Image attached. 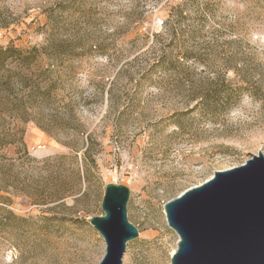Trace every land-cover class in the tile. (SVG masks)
<instances>
[{
  "label": "rangeland",
  "instance_id": "obj_1",
  "mask_svg": "<svg viewBox=\"0 0 264 264\" xmlns=\"http://www.w3.org/2000/svg\"><path fill=\"white\" fill-rule=\"evenodd\" d=\"M264 155V0H0V264H98L107 184L170 264L163 206Z\"/></svg>",
  "mask_w": 264,
  "mask_h": 264
},
{
  "label": "water",
  "instance_id": "obj_2",
  "mask_svg": "<svg viewBox=\"0 0 264 264\" xmlns=\"http://www.w3.org/2000/svg\"><path fill=\"white\" fill-rule=\"evenodd\" d=\"M129 190L104 189L102 215L89 224L104 241L98 264H123L126 245L138 230L127 219ZM167 226L177 237L170 264H264V155L216 171L164 206Z\"/></svg>",
  "mask_w": 264,
  "mask_h": 264
}]
</instances>
